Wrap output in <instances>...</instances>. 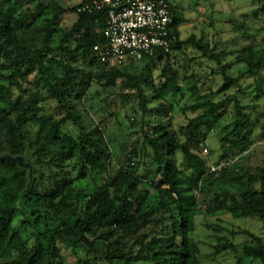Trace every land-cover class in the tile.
I'll return each mask as SVG.
<instances>
[{
    "label": "trees",
    "instance_id": "obj_1",
    "mask_svg": "<svg viewBox=\"0 0 264 264\" xmlns=\"http://www.w3.org/2000/svg\"><path fill=\"white\" fill-rule=\"evenodd\" d=\"M67 1L72 0H0V157H22L32 168L0 162V264H68L65 251L75 264H200L194 233L204 211L264 223V148L260 162L250 154L253 116L260 123L264 112L229 96L234 121L220 131L215 172L201 152L207 132L226 113L228 92L251 79L255 99L264 98V26L258 29L261 38L238 52L218 51L220 44L203 36L183 40L186 20L166 0L174 16L171 52L109 67L95 51L106 43L107 10H81L98 0L74 7ZM256 2L261 8L244 17L264 14V0ZM185 46L215 65L213 74L223 83L207 95L194 86L193 102L180 107L187 122L175 126L173 118L163 122L160 114L169 96L185 94L172 64V54ZM237 63L247 71L231 77ZM155 67L159 80L151 75ZM92 86L136 91L122 97L139 100L135 111L149 163L137 160L135 150L114 154L101 125L117 120L119 111H110L98 126L86 125ZM102 102V108L115 106L110 98ZM150 102L156 107L149 108ZM114 162L117 171L110 175ZM78 182L90 184L93 192L83 195ZM16 216L22 218L19 227ZM243 233L248 237L243 255L264 263L263 238ZM217 238L212 257L238 250L226 236Z\"/></svg>",
    "mask_w": 264,
    "mask_h": 264
},
{
    "label": "rangeland",
    "instance_id": "obj_2",
    "mask_svg": "<svg viewBox=\"0 0 264 264\" xmlns=\"http://www.w3.org/2000/svg\"><path fill=\"white\" fill-rule=\"evenodd\" d=\"M82 0L67 1L66 5L74 7L80 4ZM175 10L181 14L186 22L180 27L181 38L186 40L191 35L201 36L208 39L211 44L219 43L218 51L238 52L242 48L249 46L252 42L258 41L261 38L259 28L264 26V14L259 11L258 19L253 17L246 18L244 15L252 13L254 10L261 8L256 0H171ZM262 14V15H261ZM234 54L230 55L231 59H235ZM172 64L179 74L180 84L185 90L183 96H169L165 104V111L160 114V120L165 122L167 119L173 118L175 126L182 125L187 122V118L180 112V107L189 105L193 101L190 98L191 90L194 86L200 90V93L207 95L212 91L215 92L223 83L222 77H217L213 74V69L218 68L210 64L208 61L201 58L200 54L191 46H185L183 53L172 54ZM162 67V65L160 66ZM143 68H139L136 72L140 73ZM247 71L245 64H236L230 71L231 77H238L240 74ZM154 80L161 78V71L156 67L151 71ZM118 81V86L121 84ZM240 87L236 90L228 92L224 101H226V113L219 123L215 124L212 130L207 132L205 146L201 150L203 157L208 161L211 168L218 164L220 150V138L222 128L230 125L234 121V104L229 96L237 95L243 104L253 105L254 110L264 112V98L256 100V86L251 79H244L240 83ZM152 89L146 87L145 93L151 95ZM111 93L114 95L109 96ZM136 94L135 90H121L113 88L109 91H104L98 86L91 87L92 99L87 104L86 111L89 115H85L86 125L98 126L102 120L110 117V111H119L117 120L115 118L104 121L101 127L105 132L114 154L119 155L121 152L130 153L137 151L142 164L149 163V157L146 156V150L143 147V137L139 128L142 121L141 115L135 110L139 109V100L135 97L129 99L122 97L123 94ZM109 96V97H108ZM106 98L114 100V108H102ZM184 104V105H183ZM170 106L173 107V112L170 113ZM84 107V106H83ZM156 105L153 102L149 103V108H154ZM55 108V104H53ZM102 108V115L96 110ZM160 107L156 108L159 110ZM187 116H191L186 113ZM94 117V119H93ZM259 116H253V124L251 126L252 140V160L260 162L263 158L261 151L264 148V133H261V124L257 123ZM91 121V122H88ZM132 123H136L133 125ZM140 133V134H137ZM254 152V153H253ZM247 156V155H245ZM236 159L234 162H240ZM110 175L115 174L117 167L115 162L112 165ZM240 175L244 172L240 168H236ZM159 181V178L156 179ZM102 183V181H101ZM77 189L83 195L93 192V187L87 183H77ZM210 198V196H209ZM204 207V206H203ZM205 208V207H204ZM22 218L16 216L14 226L19 227ZM24 232L28 236L31 230ZM249 231L264 240V223L255 217H234L232 214L225 212H217L213 215L202 213L196 218V230L194 239L200 247V264H264L261 260L247 258L242 253V245L248 242V237L243 233ZM217 236H226L231 242L237 245L238 250H229L223 254L212 257L214 251L213 246L217 244ZM65 257L68 264H75L76 260L71 255L70 251H65ZM107 264V263H103Z\"/></svg>",
    "mask_w": 264,
    "mask_h": 264
},
{
    "label": "built area",
    "instance_id": "obj_3",
    "mask_svg": "<svg viewBox=\"0 0 264 264\" xmlns=\"http://www.w3.org/2000/svg\"><path fill=\"white\" fill-rule=\"evenodd\" d=\"M81 10H107L106 43L95 51L109 67L121 68L158 53L166 55L176 40L171 28L174 16L166 0H98ZM216 169L213 166L211 172Z\"/></svg>",
    "mask_w": 264,
    "mask_h": 264
},
{
    "label": "water",
    "instance_id": "obj_4",
    "mask_svg": "<svg viewBox=\"0 0 264 264\" xmlns=\"http://www.w3.org/2000/svg\"><path fill=\"white\" fill-rule=\"evenodd\" d=\"M0 162H9V163H16L21 167H29L30 171H32V168L29 164H25L24 160L22 157H16V158H11V157H0Z\"/></svg>",
    "mask_w": 264,
    "mask_h": 264
}]
</instances>
